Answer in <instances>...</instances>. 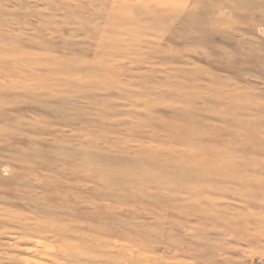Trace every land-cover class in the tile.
<instances>
[{
  "label": "rangeland",
  "instance_id": "rangeland-1",
  "mask_svg": "<svg viewBox=\"0 0 264 264\" xmlns=\"http://www.w3.org/2000/svg\"><path fill=\"white\" fill-rule=\"evenodd\" d=\"M0 264H264V0H0Z\"/></svg>",
  "mask_w": 264,
  "mask_h": 264
},
{
  "label": "bare ground",
  "instance_id": "bare-ground-1",
  "mask_svg": "<svg viewBox=\"0 0 264 264\" xmlns=\"http://www.w3.org/2000/svg\"><path fill=\"white\" fill-rule=\"evenodd\" d=\"M30 243V242H29ZM48 245V244H47ZM263 254V253H262Z\"/></svg>",
  "mask_w": 264,
  "mask_h": 264
}]
</instances>
